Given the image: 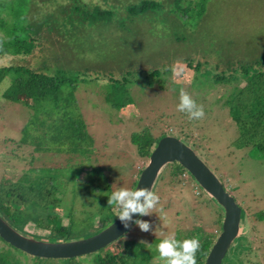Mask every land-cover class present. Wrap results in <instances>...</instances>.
Wrapping results in <instances>:
<instances>
[{"label": "trees", "instance_id": "1", "mask_svg": "<svg viewBox=\"0 0 264 264\" xmlns=\"http://www.w3.org/2000/svg\"><path fill=\"white\" fill-rule=\"evenodd\" d=\"M209 1L0 0V60L10 58L8 63H0V99L4 105L19 102L39 109L34 110L23 128L25 135L31 125L37 124L41 110L44 120L40 125L45 124L42 134L37 135L44 145L41 152L66 155L63 163L47 159L44 161L49 164L33 166L36 158L33 153L32 163L18 178L0 181V214L13 227L35 238L68 241L91 236L117 218L108 205V196L116 191L113 186L116 179L92 161L96 154L95 138L83 116L77 90L81 83L100 78L104 85L100 99L109 107L125 111L133 106L130 84L140 80L152 84L154 79H159L160 69L145 70L143 66L120 69L110 61L134 60L136 56L142 60L140 57L152 54L151 51L160 58L168 57L172 46L170 33L165 30L173 24L184 25L182 20L201 17ZM170 6H173L171 10ZM155 44L158 48L154 50ZM188 46L190 51H195ZM195 48L193 54L187 51L190 55L187 58L182 56L184 52L169 57L180 56L183 59L178 62L193 69L200 83L206 82L210 90L220 89L222 97L218 99L238 130L233 145L250 148L264 160V45L252 48L248 41L244 44L216 41L208 51L202 50L204 57L201 49ZM104 60L106 64L101 63ZM180 117L176 130L166 126L156 133L152 125L146 124L131 132L135 155L143 161L131 189L151 151L165 134L183 139L199 154L200 143L191 133L195 128L198 130V120H190L187 113ZM165 168L169 169L171 184H182L180 178L188 175L190 185L201 194L202 188L181 164L172 162ZM163 171L156 184L166 178ZM68 194H71L69 199ZM209 199L213 200L210 196ZM240 206L242 220L246 216L264 220V209L251 211ZM221 210L211 226L214 229L198 223L174 235L181 241L199 240L196 264H204L221 231L224 214ZM244 230L222 264L254 263L252 240L244 235ZM125 235L83 256L54 259L29 255L30 264H163L156 251V244L163 238L153 237L147 242ZM22 252L0 237V264H21L17 254Z\"/></svg>", "mask_w": 264, "mask_h": 264}, {"label": "rangeland", "instance_id": "2", "mask_svg": "<svg viewBox=\"0 0 264 264\" xmlns=\"http://www.w3.org/2000/svg\"><path fill=\"white\" fill-rule=\"evenodd\" d=\"M172 8L170 6V10ZM182 23L185 24H173L165 30L170 33L172 46L168 57L184 52L182 56L187 58L190 56L187 51L193 54L196 52L195 47L201 49V57H204L202 50L208 51L210 44L216 41L222 43L232 40L234 44L248 41L252 48L260 47L264 45V0H210L201 17L197 15L182 20ZM188 44L195 51H190ZM153 47L154 50L158 48L157 44ZM150 53L152 54L141 56L142 60L136 56L134 60L110 61L113 67L115 64L120 69L126 67L133 70L143 66L145 70L157 67L161 71L159 79H154L152 84L143 83L142 80L130 84L133 106L126 108V113L124 110L112 109L100 99L104 88L102 79L87 81L79 86L78 101L88 129L95 138L96 154L92 157L93 163L103 167L107 174L116 179L113 183L115 190L120 187L131 189L138 167L143 164L135 155V147L130 141L131 132L146 124L152 125L156 133L166 126L176 130L178 126L175 125L184 113L177 108L179 91L183 88L198 105L203 106L205 112L204 117L198 120V130L195 128L191 132L193 138L200 143V157L227 184L240 205L251 211L264 209V160L250 148H237L233 145L232 141L238 135V130L218 99L222 97L220 89L216 87L210 90L206 82L200 83L193 69L178 62L183 59L180 56L178 59L169 57L170 61H167L168 57L160 58V55H155L152 51ZM9 61V57H3L0 63ZM101 63L106 64V61ZM6 105L0 99V181L8 177L18 178L32 163L30 155L33 153L36 155L33 166L49 164L48 161H65V154L41 152L44 145L41 138L37 139V135H41L45 128V124L40 125V121L44 120L41 110L37 114V124L31 125L25 135L23 128L33 116L34 110L39 109L29 108L19 102H8ZM24 138L27 142H24ZM12 149L14 152L10 158ZM20 155L25 158L19 160ZM47 159L48 161H44ZM169 173V169L165 168L163 176L166 175V178L156 184L155 191L160 200L154 213L139 218L150 222L152 230L144 232L134 224L126 233V238L136 237L148 242L153 237L164 238L160 235L161 232L165 236H174L198 223L214 229L211 226L215 225V220L222 211L217 201L210 200L203 189L201 192L198 188L201 192L199 194L190 185L188 175H182L179 180L182 184H171ZM83 178L85 173L81 176L82 181ZM70 196L68 194L67 199ZM77 205L80 206V202ZM243 230L244 235L252 240L250 247L253 251V264H264V220L246 216L242 220ZM17 256L21 264H30L29 255L22 252Z\"/></svg>", "mask_w": 264, "mask_h": 264}, {"label": "water", "instance_id": "3", "mask_svg": "<svg viewBox=\"0 0 264 264\" xmlns=\"http://www.w3.org/2000/svg\"><path fill=\"white\" fill-rule=\"evenodd\" d=\"M172 162L181 164L200 187L223 209L222 228L212 244L204 264H222L228 250L242 231L243 211L235 197L218 175L206 164L196 150L174 134L162 136L149 155L148 162L140 171L134 189L154 190L163 169ZM133 189V190H134ZM134 214L129 227L116 218L99 232L68 241H50L29 236L13 227L0 214V237L24 253L41 258H72L94 253L126 234L139 219Z\"/></svg>", "mask_w": 264, "mask_h": 264}, {"label": "clouds", "instance_id": "4", "mask_svg": "<svg viewBox=\"0 0 264 264\" xmlns=\"http://www.w3.org/2000/svg\"><path fill=\"white\" fill-rule=\"evenodd\" d=\"M177 108L178 111L187 113L190 120H199L205 115L203 106L198 105L183 88L179 91ZM159 200V196L152 188L132 190L120 187L108 196V205L124 227L128 228L130 222L133 221L134 214H139L141 217L153 214ZM134 223L141 231L149 232L152 230V225L148 221L136 219ZM156 232L157 230L154 235ZM160 235L164 238L156 244V251L163 264H196V252L200 248L197 238L181 241L174 236H165L162 232Z\"/></svg>", "mask_w": 264, "mask_h": 264}]
</instances>
